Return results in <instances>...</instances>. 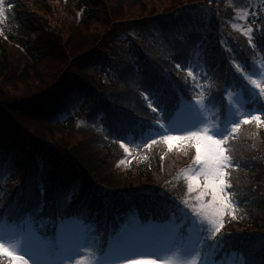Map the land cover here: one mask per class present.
I'll use <instances>...</instances> for the list:
<instances>
[{
  "label": "trees",
  "instance_id": "16d2710c",
  "mask_svg": "<svg viewBox=\"0 0 264 264\" xmlns=\"http://www.w3.org/2000/svg\"><path fill=\"white\" fill-rule=\"evenodd\" d=\"M52 1L3 4L0 222L30 213L39 231L53 237L58 219L78 218L101 235L104 247L131 218L163 222L180 214L186 185L168 184L194 154L176 161L162 141L145 147L157 120L173 117L198 86L207 98L217 97L212 107L221 116L225 89L242 90L247 112L264 109V94L252 92L244 75L257 61L264 64V28L252 38L233 32L230 20L236 8L250 6L247 0H64L56 17ZM258 14L255 25L264 20ZM54 26L63 42L46 41ZM115 26L127 39L112 37ZM131 27L138 32L131 34ZM94 54L100 68L84 70ZM258 112L260 121L244 122L224 144L239 165L225 170L239 206L208 238L215 243L223 234L214 255L233 253L243 264H264V111ZM137 142L141 156L120 168L126 158L121 143ZM77 180L75 198L58 200V189H71Z\"/></svg>",
  "mask_w": 264,
  "mask_h": 264
},
{
  "label": "snow or ice",
  "instance_id": "6c2138e0",
  "mask_svg": "<svg viewBox=\"0 0 264 264\" xmlns=\"http://www.w3.org/2000/svg\"><path fill=\"white\" fill-rule=\"evenodd\" d=\"M4 0H0V17L4 16L3 8ZM11 8V3L8 4ZM249 43H253L250 39ZM180 65L178 64L177 67ZM239 67V66H238ZM191 74V73H189ZM258 72H252L249 76L251 84L257 85L255 79H251L252 75H258ZM258 86V85H257ZM260 94H264V87L260 88ZM222 100V97H221ZM197 105H213L217 103V97L209 95L205 100L197 99ZM161 111L164 108L161 107ZM256 111H264V109H257ZM240 111L236 108L232 112L233 119L228 120L227 125L218 123L210 127L200 128L201 124H206L207 121L202 115V108H197V116L199 119L196 123H191L190 120H178L171 116L168 117L166 123L160 120L156 121L159 126L156 135L158 138L169 144L171 141L180 140L186 145L195 150L192 158V167L187 175L188 189L191 191L198 178L203 179V189L208 190L207 193L201 191V195L210 194L211 200L206 205H192V211L207 224L196 223L195 218L191 220V224L195 226L196 239L189 240L183 246L173 245L168 247L166 245L158 246L156 252L142 253L134 252V247L139 245H120L112 247L109 245L108 249L101 246V242L94 237L89 239H77L69 244L61 255L58 261L50 259L55 255L57 246L51 242L45 246H38L34 242V238L30 235H25L22 230H5L0 233V258L7 260V264H81L86 256H89V264H210L206 259H203L202 245L207 240V233L210 231L213 236L219 233L223 226L225 215L235 216V208L239 206V202L233 199L231 192V182L226 180V168L239 167L230 156L227 154V149L224 146L229 136L240 127L242 122L249 120L260 121V115H252L248 111L243 120H239ZM230 125V127L228 126ZM191 128H197V131H191ZM171 133H183L182 136H174ZM155 141L149 138V143ZM121 146L128 151L126 144ZM148 147V144H145ZM163 159V158H161ZM41 194L46 191V188L41 186L39 188ZM78 194L75 186L71 189H58V200L65 203L75 198ZM200 197L197 196V199ZM3 209H0V213ZM30 214V213H29ZM75 214L79 215L77 211ZM98 227V226H97ZM177 236L184 238L182 230L177 231ZM36 238L47 240L46 237L36 234ZM224 237L221 234L215 243L219 244ZM157 252L159 255H157ZM97 253H99L97 255ZM131 253V255H129ZM135 257V258H133ZM243 264V258H241Z\"/></svg>",
  "mask_w": 264,
  "mask_h": 264
},
{
  "label": "rangeland",
  "instance_id": "374dc122",
  "mask_svg": "<svg viewBox=\"0 0 264 264\" xmlns=\"http://www.w3.org/2000/svg\"><path fill=\"white\" fill-rule=\"evenodd\" d=\"M64 0H53L51 4L53 5V17H56L60 10L61 2ZM227 3H230V0H227ZM258 10L260 13L264 15V0H251L250 7H245L244 5L241 8H238L234 20L230 22L231 28L233 32H241L243 36L252 38L254 34H259L261 30L264 28V20L263 23H258L257 25L253 24L255 22L256 17H258ZM137 16V15H134ZM253 19V20H252ZM48 21V18H46ZM131 34H134L138 32V30H135L131 27V30L129 31ZM112 33L114 35L112 37H115L117 40H125L127 39V35L117 26L113 28ZM48 37L46 36V41L52 42L55 37H57L60 42H63L65 40V36L63 33L58 29L56 26L53 27L51 31L47 33ZM96 56L92 55V57L89 59L87 65L84 66V70H87L89 72L94 71L96 68H100L98 60L95 61ZM97 59V58H96ZM263 67V66H262ZM260 68V67H259ZM264 68V67H263ZM258 70V69H257ZM256 72V71H254ZM258 73H260V70H258ZM105 75V74H102ZM253 79L259 78L257 81V85L262 87V84L264 83V74L262 73L260 76L258 75H252ZM257 85H254L255 87H258ZM206 94V92H202L201 87H199V92L195 98H193V101L189 102L188 104L184 105L181 109L180 117L176 118L178 120H190L191 123H196L199 117L197 116V108H202V115L206 119V124H201L200 128L203 127H212L215 124L214 121H212L211 116L209 114V106L204 107L203 105H197L196 101L197 99L204 100L203 95ZM227 103L229 105L230 109V115L228 119L225 121L224 125H227L228 120L233 119L232 112L239 108L240 115L239 120L242 121L244 117V112L242 109V102L238 97L234 96H228L227 97ZM230 127V125H228ZM191 131H197V128H191ZM171 135L174 136H182L183 133H171ZM162 141V140H160ZM166 148L171 151L174 150V154H170L171 159L180 161L182 158H185L188 151H192L193 154H195V150L193 148H190L186 145L185 142L180 140H173L171 141V147H169V144L162 141ZM155 143V142H154ZM135 151L128 152L127 151V157L125 160H122L119 165H121L120 168H128L129 164L132 165L133 159L138 158L141 156L140 152L143 150V148L134 149ZM191 152V153H192ZM194 155H192L193 158ZM192 158L190 159L192 161ZM190 161V162H191ZM192 167V162L190 164H187L185 168H183L179 173H177L176 177L177 179L174 182H171L168 186L171 187V189H174L175 182L176 181H183L186 185L187 192L186 196L178 198V207L176 211L180 212L179 215L172 214L171 219L169 221L163 223V224H156V223H149L147 225H140L137 220L131 218L130 222L127 224H124V226L117 236L106 245V249L109 248V245L112 247L120 246V245H139L138 247H134V252H142V253H149V252H156V249L158 246L166 245L168 247H171L173 245L176 246H183L185 243H187L189 240H195L196 239V231L195 226L191 224V220L194 217L196 223H204L207 224L206 220H203L201 217L197 216L195 212L192 211L191 206L196 205H206L207 202L211 200L210 194H203L201 195V191H204L207 193L208 190L203 189L204 181L201 178H198L196 183L194 184V187L191 191L188 189V183L187 175L189 173L190 168ZM226 170V169H225ZM167 184V183H166ZM74 186L77 187V182L75 181L73 183ZM167 191V188H162L159 190L161 194H165ZM168 192V191H167ZM3 190L0 191V199H3ZM197 196L200 198L197 199ZM174 215H176L174 217ZM177 217H180L179 219ZM179 220L180 223L178 222ZM222 228V227H221ZM22 230L25 235H30L34 238V242L38 246H45L47 241L43 239L36 238V230L31 225L28 224L25 227H15V226H0V233H3L5 230ZM182 230L184 233V238L181 239L179 236H177V231ZM59 233L64 234V236H68V245L74 242L77 239H83L84 237H88L89 239H92L93 237L97 240L96 236L93 235L91 228L87 225L82 224L81 222L77 221H70L66 222L60 225L59 227ZM218 233H216L217 235ZM209 235L211 237L213 236L211 232L209 231L207 233V240L204 241L202 245V252H203V259H207V256L209 254V251L213 248L210 245V242L208 240ZM215 235V236H216ZM100 241V240H99ZM98 255V253H97ZM131 255V253H129ZM157 255L159 253L157 252ZM59 256V253L56 251L55 255H53L50 259L53 261H57V258ZM135 258V257H133ZM7 264V261L6 263ZM81 264H89V256H86L85 260L81 262ZM123 264V262H121ZM210 264H240V262L234 261L232 257L225 258L222 257L219 260H212Z\"/></svg>",
  "mask_w": 264,
  "mask_h": 264
}]
</instances>
